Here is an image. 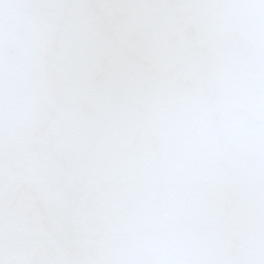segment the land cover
I'll use <instances>...</instances> for the list:
<instances>
[{
  "label": "snow or ice",
  "instance_id": "snow-or-ice-1",
  "mask_svg": "<svg viewBox=\"0 0 264 264\" xmlns=\"http://www.w3.org/2000/svg\"><path fill=\"white\" fill-rule=\"evenodd\" d=\"M0 264H264V0H0Z\"/></svg>",
  "mask_w": 264,
  "mask_h": 264
}]
</instances>
